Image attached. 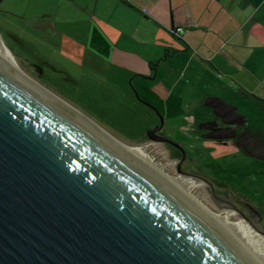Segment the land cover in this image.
Segmentation results:
<instances>
[{"label": "water", "instance_id": "obj_1", "mask_svg": "<svg viewBox=\"0 0 264 264\" xmlns=\"http://www.w3.org/2000/svg\"><path fill=\"white\" fill-rule=\"evenodd\" d=\"M209 106L226 123L240 117L219 98ZM236 141L264 162L255 134ZM157 163L113 146L0 56V264H254ZM224 206L264 235L230 199Z\"/></svg>", "mask_w": 264, "mask_h": 264}, {"label": "rangeland", "instance_id": "obj_2", "mask_svg": "<svg viewBox=\"0 0 264 264\" xmlns=\"http://www.w3.org/2000/svg\"><path fill=\"white\" fill-rule=\"evenodd\" d=\"M76 1L79 0H3L0 5V35L19 66L33 80L73 105L118 140L130 146L142 147L149 156L156 157L159 167L170 176L187 178L196 198L214 212L226 214L225 206L222 207L226 204L223 202L218 206L220 204L209 192L208 184L197 177L178 172V159L170 145L146 137L154 121L166 122L164 138L183 148L187 161L193 162L191 165L196 176L215 179L229 186L235 207L243 210L251 221L264 225V162L246 155L238 148L236 140L240 128L226 123L221 114L209 106L213 98H222L232 103L237 107L238 115L245 117L241 132L249 130L254 134L264 132V110L260 109L259 104L244 101L238 92L224 87L213 76L208 75L200 83L191 73L192 70L184 69L186 56L173 54L168 61L157 63L156 66L160 74L157 82L162 85V90L155 92L168 106L164 115H157L158 109L150 103L148 97H138L131 84L133 75L125 73L129 70L119 69L118 73L115 68L110 75H104V70H100L95 74L96 78L88 74V66L83 65V54L87 52L84 42L87 29H82L86 28L83 22L64 26L69 33L62 35L64 45L55 37L47 36L49 39L42 40V35L38 37L29 27L24 26L31 22L36 13L51 15L63 24L65 14L76 12L81 15ZM76 27L81 29V33L71 34L70 28ZM138 37L145 40L147 35L142 33ZM126 44L143 55L147 56L150 52V45H140L134 41ZM167 48L168 51H165L156 46L152 53L159 56V61L168 52L174 53L172 50L175 47L168 45ZM33 64L46 71L45 79L40 80ZM148 85L153 90L158 86L154 82ZM90 93L96 97L93 99L88 95ZM102 109L107 111L102 113ZM98 119H102L101 123L97 122ZM234 213L229 220L244 221L239 214ZM259 235L264 240V235ZM256 248L264 250V245H257Z\"/></svg>", "mask_w": 264, "mask_h": 264}, {"label": "crops", "instance_id": "obj_3", "mask_svg": "<svg viewBox=\"0 0 264 264\" xmlns=\"http://www.w3.org/2000/svg\"><path fill=\"white\" fill-rule=\"evenodd\" d=\"M76 2L81 15L76 12L65 14L63 24L51 15L36 13L24 26L38 37L42 35V40L55 37L64 45L62 35L69 34L64 26L83 22L86 28L82 29H87L83 65L88 66V74L96 78L95 74L100 70H104V75H110L115 68L118 73L119 69L129 70L125 73L133 75L131 84L138 97H148L158 109V112L154 111L156 113L163 114L168 107L155 92L162 90V85L157 82L160 74L156 66L168 61L173 54L186 56L184 69L192 70L200 83L208 75L213 76L224 87L238 92L244 101L257 102L264 110V0ZM70 29L71 34L81 33L78 27ZM142 33L147 35L145 40L138 37ZM131 41L150 45V52L146 56L133 50L126 44ZM158 44L165 51H168V45L175 47L174 53L168 52L158 61L159 56L152 53ZM150 82L158 85L156 90L151 89ZM88 95L93 99L96 97L93 93ZM219 100L238 115L236 106L222 98ZM239 116L234 125L238 121L244 124L245 117ZM164 125L166 127V122Z\"/></svg>", "mask_w": 264, "mask_h": 264}, {"label": "bare ground", "instance_id": "obj_4", "mask_svg": "<svg viewBox=\"0 0 264 264\" xmlns=\"http://www.w3.org/2000/svg\"><path fill=\"white\" fill-rule=\"evenodd\" d=\"M0 56L4 58L7 62L13 66L17 72L30 84L45 91V93L50 94L54 99L63 104L66 108H68L71 112L82 118L84 121H88V123L98 131L101 136H104L113 146H116L119 150H122L126 153H129L134 156H149L146 151H143L142 147H134L130 146L114 136H112L108 131H106L103 127L99 126L96 122H93L92 119L88 118L86 115L75 109L70 104L66 103L57 95L53 94L50 90L46 89L37 80H33V78L28 75L22 68L19 66L18 61L16 60L13 53L6 47L2 39H0ZM165 178L170 182V184L177 189V191L182 194L190 204L194 205L200 211H202L206 216L209 217L221 230L223 233H226L239 248L243 251L246 257L252 261L254 264H264V250L256 248L257 245L263 244L264 240L259 234L260 232L249 227L246 221H238L233 222L230 219L232 215L235 213L230 210H226V214H219L214 212L208 206H205L195 195L192 194L190 185L187 178L180 177L174 178L170 176L168 173L164 171V169L159 167ZM192 187V186H191ZM259 233V234H257ZM256 241V243H255Z\"/></svg>", "mask_w": 264, "mask_h": 264}, {"label": "flooded vegetation", "instance_id": "obj_5", "mask_svg": "<svg viewBox=\"0 0 264 264\" xmlns=\"http://www.w3.org/2000/svg\"><path fill=\"white\" fill-rule=\"evenodd\" d=\"M1 5V4H0ZM157 115L159 114V113H156ZM152 116V115H151ZM164 125V124H163ZM236 125V127H239L240 128V130L237 132V136L239 137L240 136V134L242 133L241 132V130H242V128H241V126L242 125H240L239 123H237V124H235ZM235 127V126H234ZM153 129L155 130V129H157L158 131H157V133L156 134H152V138L153 139H163L164 137H165V125L162 127V125H161V123H155V125H153V127L148 131V133L149 132H152L153 131ZM233 129V128H232ZM232 129H230V130H232ZM148 133H147V138L149 139V140H152V141H154L152 138H150V137H148ZM161 143H165V144H167V145H170L171 147H172V152H174V156L176 157V159H178V166H177V168H178V172L180 173V172H182V173H186V174H188V175H195L196 176V173H195V169H194V167L191 165L193 162H191V161H187V157H186V154H185V152L184 153H182V152H180L179 151V149L178 148H176V147H174V146H172L171 144H169V143H167V142H161ZM209 180H211L212 181V183H213V186H214V189L217 191V193L221 196V197H223V202L225 203V204H227L228 203V200L230 199L231 201H232V198H231V196H230V193H229V186H227L226 184H222V182L220 183V182H218V180H215V179H209ZM211 191V190H210ZM209 191V192H210ZM212 194V193H211ZM213 196V195H212ZM240 196V195H239ZM242 198L244 199V200H246L243 196H242ZM247 201V200H246ZM223 202H221V204H223ZM232 203L234 204V202L232 201ZM224 205V204H223ZM235 205V204H234ZM236 206V205H235ZM240 209V208H239ZM243 211V210H242Z\"/></svg>", "mask_w": 264, "mask_h": 264}, {"label": "trees", "instance_id": "obj_6", "mask_svg": "<svg viewBox=\"0 0 264 264\" xmlns=\"http://www.w3.org/2000/svg\"><path fill=\"white\" fill-rule=\"evenodd\" d=\"M32 67H34L35 68V71L37 72V75L41 78L40 80H43V79H45V76H47L46 74V71L42 68V67H40L39 65L37 66V65H33ZM46 84V83H45ZM99 103V102H98ZM106 111H107V109H105ZM104 109H102V113H105L106 111H105ZM99 120V119H98ZM100 121H102V119H100L99 121H97L98 123H101ZM103 124V123H102ZM255 134V136H257L262 142H264V132H257V133H254ZM236 145H237V143H236ZM242 152H244L243 151V149L242 148H240V147H238ZM245 153V152H244Z\"/></svg>", "mask_w": 264, "mask_h": 264}]
</instances>
